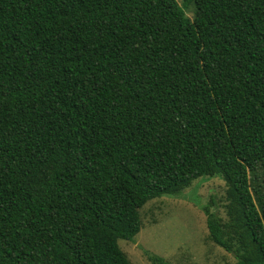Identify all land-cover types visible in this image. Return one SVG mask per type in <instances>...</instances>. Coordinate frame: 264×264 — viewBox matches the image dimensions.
<instances>
[{
    "label": "trees",
    "instance_id": "obj_1",
    "mask_svg": "<svg viewBox=\"0 0 264 264\" xmlns=\"http://www.w3.org/2000/svg\"><path fill=\"white\" fill-rule=\"evenodd\" d=\"M187 5L0 0V264H130L139 208L214 176L207 240L264 264V0Z\"/></svg>",
    "mask_w": 264,
    "mask_h": 264
},
{
    "label": "rangeland",
    "instance_id": "obj_2",
    "mask_svg": "<svg viewBox=\"0 0 264 264\" xmlns=\"http://www.w3.org/2000/svg\"><path fill=\"white\" fill-rule=\"evenodd\" d=\"M175 1L191 20L193 7ZM262 172L259 167L257 183L264 193ZM223 195V182L214 176L197 178L174 196L149 200L138 210V232L131 241H117L119 250L130 264H153L149 257L166 264L233 263L231 254L206 238L204 208L212 203L210 211L222 216ZM261 216L264 220V213Z\"/></svg>",
    "mask_w": 264,
    "mask_h": 264
}]
</instances>
